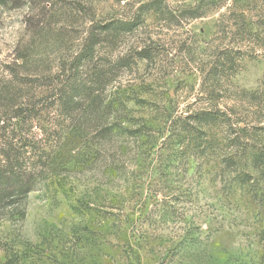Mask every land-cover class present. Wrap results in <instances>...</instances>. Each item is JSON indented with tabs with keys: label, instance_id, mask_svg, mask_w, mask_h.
<instances>
[{
	"label": "rangeland",
	"instance_id": "1",
	"mask_svg": "<svg viewBox=\"0 0 264 264\" xmlns=\"http://www.w3.org/2000/svg\"><path fill=\"white\" fill-rule=\"evenodd\" d=\"M144 1L0 0V81L10 77L8 67L38 77L54 72L79 50L93 25L129 18ZM164 1L178 9L195 3ZM240 12L254 20L257 30L224 38L217 26L221 15L226 13L224 23L228 16L233 23ZM149 36L155 41L154 60L139 61L120 76L116 95L126 90L130 99L125 107L114 106L108 117L81 116L109 124L125 120L124 128L148 136L120 137L115 131L110 139H100L85 127L75 144L68 143L73 134L68 135L57 150L69 167L63 181H46L32 190L23 219L0 218V254L14 264H264L258 207L242 189L228 195L222 190L223 176L235 174L221 170L228 152L221 146L224 125L214 133L222 142L216 151L164 167L168 115L218 107L234 118L254 116L233 106L234 99L227 96L235 89L264 90V0H228L171 28L148 15L135 31L108 38L98 55L115 58L148 43ZM231 39L245 55L223 84L226 95L210 100L200 69L211 60L215 44ZM182 43L195 51L183 55ZM23 60L25 67L20 66ZM114 90L106 98L113 99Z\"/></svg>",
	"mask_w": 264,
	"mask_h": 264
},
{
	"label": "trees",
	"instance_id": "2",
	"mask_svg": "<svg viewBox=\"0 0 264 264\" xmlns=\"http://www.w3.org/2000/svg\"><path fill=\"white\" fill-rule=\"evenodd\" d=\"M226 1L195 0L193 5L178 9L170 7L164 0H146L129 18H111L93 25L79 50L46 76L25 74L7 66L10 77L0 81V218L23 219L26 198L32 190L46 181H63L69 167L57 150L68 135L73 134L68 143L72 140L75 144L85 127L93 129L100 139H110L115 131L120 137L138 139L148 136L124 128L121 123L125 120L116 119L109 124L105 119L81 117L86 113L106 114L108 117L114 106L125 107L130 99L126 90L116 95L120 89V76L131 72L139 61L152 62L155 58V41L150 36L148 43L130 47L115 58L98 55L102 43L108 42V38L116 40L135 31L148 15H153L161 27H178ZM224 15L217 24L222 26L224 38L230 34V38L235 39L245 32L251 35V31L258 28L254 20L247 19L243 12L233 15V23L229 22V16L224 23ZM225 26L228 30L224 31ZM235 43L232 40L215 44L211 60L205 64L206 68L200 69L202 85L206 84L210 100L226 95L228 89L223 84L236 73L238 61L245 55ZM192 48L182 43L179 52L189 56L195 51ZM17 59L23 58L17 56ZM21 63L20 66L25 67L24 60ZM32 87L38 89L32 91ZM113 87L116 98H106V92ZM227 97L234 99L233 106L252 111V119L248 120L244 115L234 118L233 114L218 107L184 116L168 115L169 144L164 167L168 168L182 157H201L209 151H216L222 142L214 137V133L224 125L226 136H223L221 146L228 148V152L223 156L221 170L225 172L228 169L235 174L223 176L222 190L228 195L242 189L251 196L250 200L258 207L257 218L262 223L260 235L264 240V90L235 89ZM240 162L242 167L238 171L236 166ZM0 264H14V260L0 254Z\"/></svg>",
	"mask_w": 264,
	"mask_h": 264
}]
</instances>
